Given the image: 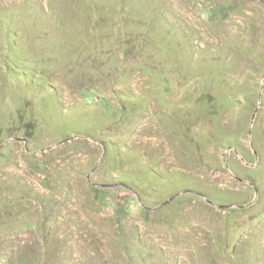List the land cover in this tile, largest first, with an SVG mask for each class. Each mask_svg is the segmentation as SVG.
I'll use <instances>...</instances> for the list:
<instances>
[{
    "label": "rangeland",
    "instance_id": "374dc122",
    "mask_svg": "<svg viewBox=\"0 0 264 264\" xmlns=\"http://www.w3.org/2000/svg\"><path fill=\"white\" fill-rule=\"evenodd\" d=\"M0 264H264V0H0Z\"/></svg>",
    "mask_w": 264,
    "mask_h": 264
},
{
    "label": "water",
    "instance_id": "95a60500",
    "mask_svg": "<svg viewBox=\"0 0 264 264\" xmlns=\"http://www.w3.org/2000/svg\"><path fill=\"white\" fill-rule=\"evenodd\" d=\"M88 181H90L89 177H87ZM91 182V181H90ZM97 186L104 187V186H112L113 184L110 183H94Z\"/></svg>",
    "mask_w": 264,
    "mask_h": 264
}]
</instances>
